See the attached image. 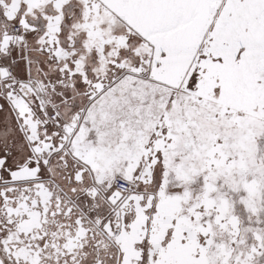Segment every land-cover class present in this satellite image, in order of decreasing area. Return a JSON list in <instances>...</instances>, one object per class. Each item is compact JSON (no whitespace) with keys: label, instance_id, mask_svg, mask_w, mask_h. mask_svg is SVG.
Instances as JSON below:
<instances>
[{"label":"snow or ice","instance_id":"obj_1","mask_svg":"<svg viewBox=\"0 0 264 264\" xmlns=\"http://www.w3.org/2000/svg\"><path fill=\"white\" fill-rule=\"evenodd\" d=\"M0 264H264V0H0Z\"/></svg>","mask_w":264,"mask_h":264}]
</instances>
